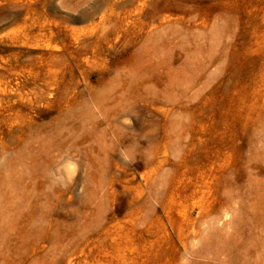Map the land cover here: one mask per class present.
Returning a JSON list of instances; mask_svg holds the SVG:
<instances>
[{
    "label": "rangeland",
    "instance_id": "374dc122",
    "mask_svg": "<svg viewBox=\"0 0 264 264\" xmlns=\"http://www.w3.org/2000/svg\"><path fill=\"white\" fill-rule=\"evenodd\" d=\"M253 99L264 0H0V264H202L203 130ZM259 206L218 264H264Z\"/></svg>",
    "mask_w": 264,
    "mask_h": 264
},
{
    "label": "bare ground",
    "instance_id": "6f19581e",
    "mask_svg": "<svg viewBox=\"0 0 264 264\" xmlns=\"http://www.w3.org/2000/svg\"><path fill=\"white\" fill-rule=\"evenodd\" d=\"M238 36L236 35V37ZM251 75L252 74H250V76ZM252 82L254 83V81ZM228 106L230 105L228 104ZM204 108L206 109L207 107L204 105ZM250 112L255 116L264 114V102L261 103V101L259 102L257 99H253ZM244 114L247 113L244 111ZM220 116L223 120L220 126L221 130L218 136V145L214 150L213 159L207 145V129L204 128L203 130V190L200 202V218L203 225L201 229L202 264H218L217 261L222 259L219 257L221 252L217 249L219 241L214 235L217 233L216 231L222 229L223 225H229L235 221L236 212L240 207H243V215L247 219L251 211H254L252 214H255L256 205L259 206L260 204V206H263L264 203V130L259 129L260 123H258V119L252 115H250L252 116L251 118L249 117L246 119V126L243 125L240 130V119L244 116L240 108H237L235 113L223 111ZM211 165H213V173L210 171L211 174H209ZM210 178H215L217 181L218 188L216 192H211ZM254 203L256 204L255 206ZM260 206L259 208H261ZM225 207L229 208L231 213L229 216L225 214V217L221 221L223 215L220 214V209ZM250 208L252 209L250 210ZM259 208L257 210L258 212H260ZM217 223L220 225L218 226ZM235 224H237V222ZM249 224L251 225V223ZM252 231L253 229H251V232Z\"/></svg>",
    "mask_w": 264,
    "mask_h": 264
}]
</instances>
